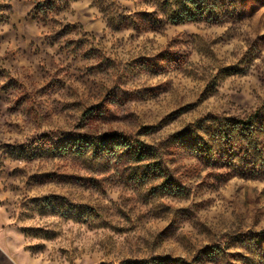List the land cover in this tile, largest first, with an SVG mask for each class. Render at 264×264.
<instances>
[{
	"label": "rangeland",
	"instance_id": "obj_1",
	"mask_svg": "<svg viewBox=\"0 0 264 264\" xmlns=\"http://www.w3.org/2000/svg\"><path fill=\"white\" fill-rule=\"evenodd\" d=\"M0 264H264V0H0Z\"/></svg>",
	"mask_w": 264,
	"mask_h": 264
},
{
	"label": "trees",
	"instance_id": "obj_2",
	"mask_svg": "<svg viewBox=\"0 0 264 264\" xmlns=\"http://www.w3.org/2000/svg\"><path fill=\"white\" fill-rule=\"evenodd\" d=\"M190 2V0H188ZM104 144V143H103ZM107 144V143H106ZM115 145V143H113Z\"/></svg>",
	"mask_w": 264,
	"mask_h": 264
}]
</instances>
